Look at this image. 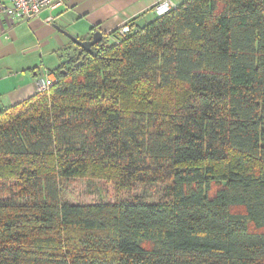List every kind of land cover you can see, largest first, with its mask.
<instances>
[{"label": "trees", "instance_id": "16d2710c", "mask_svg": "<svg viewBox=\"0 0 264 264\" xmlns=\"http://www.w3.org/2000/svg\"><path fill=\"white\" fill-rule=\"evenodd\" d=\"M0 111V264H264V0H185ZM163 183L72 204L61 181Z\"/></svg>", "mask_w": 264, "mask_h": 264}, {"label": "crops", "instance_id": "0c3cea01", "mask_svg": "<svg viewBox=\"0 0 264 264\" xmlns=\"http://www.w3.org/2000/svg\"><path fill=\"white\" fill-rule=\"evenodd\" d=\"M161 0H62L25 21H11L0 13V111L36 93V80L52 68L43 58L56 57V66L74 51L72 41L60 30L79 39L95 31L117 41L125 24L134 28L154 17L153 6ZM175 5L185 0H171ZM9 0H0L7 5Z\"/></svg>", "mask_w": 264, "mask_h": 264}, {"label": "rangeland", "instance_id": "374dc122", "mask_svg": "<svg viewBox=\"0 0 264 264\" xmlns=\"http://www.w3.org/2000/svg\"><path fill=\"white\" fill-rule=\"evenodd\" d=\"M154 17V16H153ZM112 42L111 39H109ZM66 58V57H64ZM57 58H43L46 66H55L50 61ZM57 65V64H56ZM163 183H135L128 189H121L114 181L94 180L83 178H67L61 181V196L65 202L72 204H92L99 202L145 201L156 202L165 198ZM0 201H24L20 197L12 182L0 181Z\"/></svg>", "mask_w": 264, "mask_h": 264}, {"label": "built area", "instance_id": "2783aa9c", "mask_svg": "<svg viewBox=\"0 0 264 264\" xmlns=\"http://www.w3.org/2000/svg\"><path fill=\"white\" fill-rule=\"evenodd\" d=\"M61 2L62 0H9L7 5H0V13L11 21H25L36 16L42 9L55 7ZM174 6L175 4L171 0H161L153 6L152 11L155 15L160 16L170 11ZM131 31L132 27L125 24L118 30V35L123 37ZM54 82V74L43 70L36 80L37 92L47 91Z\"/></svg>", "mask_w": 264, "mask_h": 264}, {"label": "water", "instance_id": "95a60500", "mask_svg": "<svg viewBox=\"0 0 264 264\" xmlns=\"http://www.w3.org/2000/svg\"><path fill=\"white\" fill-rule=\"evenodd\" d=\"M75 45L79 46L80 48L95 54L92 50V47L102 40L103 33L101 31H95L90 38L88 39H79L76 36L71 35L70 33L60 29Z\"/></svg>", "mask_w": 264, "mask_h": 264}]
</instances>
